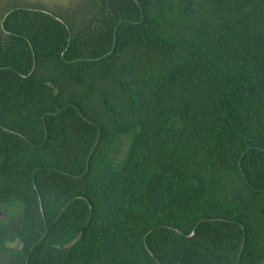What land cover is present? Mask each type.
<instances>
[{
    "label": "trees",
    "instance_id": "obj_1",
    "mask_svg": "<svg viewBox=\"0 0 264 264\" xmlns=\"http://www.w3.org/2000/svg\"><path fill=\"white\" fill-rule=\"evenodd\" d=\"M84 6L0 5V264H264V0Z\"/></svg>",
    "mask_w": 264,
    "mask_h": 264
},
{
    "label": "rangeland",
    "instance_id": "obj_2",
    "mask_svg": "<svg viewBox=\"0 0 264 264\" xmlns=\"http://www.w3.org/2000/svg\"><path fill=\"white\" fill-rule=\"evenodd\" d=\"M10 2V3H9ZM86 0H0V5L5 4H22L24 6H32L39 8H46L48 10H73L78 8L77 10L86 11L84 3ZM80 12V13H81ZM126 149L125 141H122V144L118 146V150L120 155ZM6 205H1V208H5ZM16 243H10L11 246H14Z\"/></svg>",
    "mask_w": 264,
    "mask_h": 264
},
{
    "label": "water",
    "instance_id": "obj_3",
    "mask_svg": "<svg viewBox=\"0 0 264 264\" xmlns=\"http://www.w3.org/2000/svg\"><path fill=\"white\" fill-rule=\"evenodd\" d=\"M40 207H41V201H40ZM42 215H43V212H42ZM9 218V215L5 212H0V219H8ZM22 246V243L20 244V247ZM242 247V246H241Z\"/></svg>",
    "mask_w": 264,
    "mask_h": 264
},
{
    "label": "flooded vegetation",
    "instance_id": "obj_4",
    "mask_svg": "<svg viewBox=\"0 0 264 264\" xmlns=\"http://www.w3.org/2000/svg\"><path fill=\"white\" fill-rule=\"evenodd\" d=\"M0 212H4V211H0ZM6 213V212H5Z\"/></svg>",
    "mask_w": 264,
    "mask_h": 264
}]
</instances>
